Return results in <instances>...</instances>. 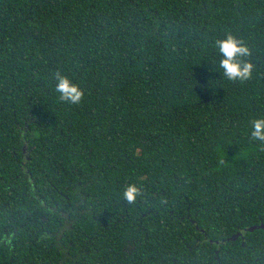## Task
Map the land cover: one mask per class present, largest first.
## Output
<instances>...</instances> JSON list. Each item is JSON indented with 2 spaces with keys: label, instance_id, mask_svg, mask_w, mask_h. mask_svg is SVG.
<instances>
[{
  "label": "trees",
  "instance_id": "obj_1",
  "mask_svg": "<svg viewBox=\"0 0 264 264\" xmlns=\"http://www.w3.org/2000/svg\"><path fill=\"white\" fill-rule=\"evenodd\" d=\"M257 119L264 0H0V264H264Z\"/></svg>",
  "mask_w": 264,
  "mask_h": 264
},
{
  "label": "clouds",
  "instance_id": "obj_2",
  "mask_svg": "<svg viewBox=\"0 0 264 264\" xmlns=\"http://www.w3.org/2000/svg\"><path fill=\"white\" fill-rule=\"evenodd\" d=\"M216 45L222 57L219 66L228 80L243 82L251 79L253 65L238 59L250 55L249 49L242 41L229 34L226 39L216 41ZM55 78L57 80L56 91L60 93V100L78 105L84 96L80 87L59 72L55 74ZM252 127L253 139L264 142V119L254 120ZM123 195L129 203H133L139 195V189L135 185H129Z\"/></svg>",
  "mask_w": 264,
  "mask_h": 264
},
{
  "label": "water",
  "instance_id": "obj_3",
  "mask_svg": "<svg viewBox=\"0 0 264 264\" xmlns=\"http://www.w3.org/2000/svg\"><path fill=\"white\" fill-rule=\"evenodd\" d=\"M256 229H258V226H254V227L250 228L249 230L253 232V231L256 230ZM259 229H264V225L262 224V225L259 227Z\"/></svg>",
  "mask_w": 264,
  "mask_h": 264
},
{
  "label": "flooded vegetation",
  "instance_id": "obj_4",
  "mask_svg": "<svg viewBox=\"0 0 264 264\" xmlns=\"http://www.w3.org/2000/svg\"><path fill=\"white\" fill-rule=\"evenodd\" d=\"M1 152H2V150H1Z\"/></svg>",
  "mask_w": 264,
  "mask_h": 264
}]
</instances>
